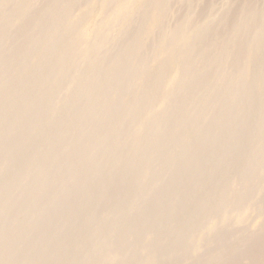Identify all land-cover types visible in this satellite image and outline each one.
<instances>
[{"label": "rangeland", "instance_id": "374dc122", "mask_svg": "<svg viewBox=\"0 0 264 264\" xmlns=\"http://www.w3.org/2000/svg\"><path fill=\"white\" fill-rule=\"evenodd\" d=\"M0 264H264V0H0Z\"/></svg>", "mask_w": 264, "mask_h": 264}]
</instances>
